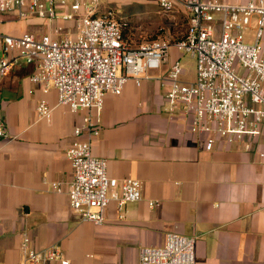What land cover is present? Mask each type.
I'll use <instances>...</instances> for the list:
<instances>
[{
  "label": "crops",
  "instance_id": "0c3cea01",
  "mask_svg": "<svg viewBox=\"0 0 264 264\" xmlns=\"http://www.w3.org/2000/svg\"><path fill=\"white\" fill-rule=\"evenodd\" d=\"M176 13L183 14L175 7L166 15L171 37ZM36 21L5 20L0 33H42L34 29ZM131 23L124 35L134 46L147 41L138 38L156 25ZM179 54L171 48L165 63L147 69L140 86L129 80L120 94L104 97L92 153L107 160L109 177L139 180L142 198L120 211L109 203L102 225L81 221L67 195L72 168L65 153L86 138L73 132L85 111L72 113L58 104L55 89L43 92L32 83V68L21 60L0 77L3 264H23L25 239L36 251L56 245L73 264H138L140 248L162 245L168 233L195 239L196 264H264V128L258 137L206 150L188 119L167 110L166 73ZM40 100L51 109L48 117L37 114ZM53 182L60 183V192Z\"/></svg>",
  "mask_w": 264,
  "mask_h": 264
},
{
  "label": "built area",
  "instance_id": "2783aa9c",
  "mask_svg": "<svg viewBox=\"0 0 264 264\" xmlns=\"http://www.w3.org/2000/svg\"><path fill=\"white\" fill-rule=\"evenodd\" d=\"M99 1L0 0V22L35 19L42 31L0 33V77L21 60L32 68V83L43 92L55 89L58 104L72 113L85 111L73 132L85 133L86 138L74 141L65 153L72 168L67 195L73 213L95 225L104 223L109 203L120 211L142 198L139 180L109 177L107 160L92 153L104 97L120 94L129 80L140 86L147 69L165 63L171 48L194 58L195 79L183 81L179 57L171 61L167 110L188 119L190 131L202 137L206 150L216 143L229 146L258 137L264 128V0H156L164 14L181 9L187 20L185 33L135 46L124 35L130 23L102 9ZM50 110L46 100L39 101L40 118L48 117ZM5 135L0 119V137ZM51 185L62 190L58 182ZM195 243L192 237L168 233L162 245L140 248L138 264H196ZM21 251L23 264H73L54 244L36 251L25 239Z\"/></svg>",
  "mask_w": 264,
  "mask_h": 264
},
{
  "label": "rangeland",
  "instance_id": "374dc122",
  "mask_svg": "<svg viewBox=\"0 0 264 264\" xmlns=\"http://www.w3.org/2000/svg\"><path fill=\"white\" fill-rule=\"evenodd\" d=\"M99 4L102 9H111L117 17L132 22L131 26L137 28H144L152 26L155 28L152 32L146 36L138 38L141 41L155 39L161 36L167 35L165 32V22L169 21L170 17L160 11L156 0H100ZM148 17H152V20ZM174 24L171 26V34L174 37H179L184 33L187 22L185 15L176 13L174 18ZM40 24V21H36V25ZM130 27V26H129ZM251 28H254V18L252 19ZM35 30L41 31V26L34 27ZM251 37V33H247V38ZM180 65L183 69L182 80L189 82L195 79V60L188 53L179 54ZM148 72H151L148 70Z\"/></svg>",
  "mask_w": 264,
  "mask_h": 264
},
{
  "label": "trees",
  "instance_id": "16d2710c",
  "mask_svg": "<svg viewBox=\"0 0 264 264\" xmlns=\"http://www.w3.org/2000/svg\"><path fill=\"white\" fill-rule=\"evenodd\" d=\"M185 19H186V18H185ZM186 22H187V20H186ZM186 27H187V26H186ZM185 30H186V29H185ZM184 33H185V31H184ZM184 33H182V34H181L179 37H177V38H181V37L183 36ZM172 38H176V37L172 36ZM177 38H176V39H177Z\"/></svg>",
  "mask_w": 264,
  "mask_h": 264
}]
</instances>
